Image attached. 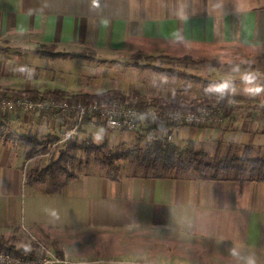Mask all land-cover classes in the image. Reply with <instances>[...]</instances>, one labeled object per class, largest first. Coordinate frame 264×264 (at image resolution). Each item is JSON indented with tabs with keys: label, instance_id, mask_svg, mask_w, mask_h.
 I'll list each match as a JSON object with an SVG mask.
<instances>
[{
	"label": "crops",
	"instance_id": "obj_1",
	"mask_svg": "<svg viewBox=\"0 0 264 264\" xmlns=\"http://www.w3.org/2000/svg\"><path fill=\"white\" fill-rule=\"evenodd\" d=\"M0 44L20 50L0 54V98L119 92L113 83L122 75L118 67L104 68L103 58L131 50L237 49L264 80L258 60L264 56V0H0ZM49 48L65 57H42ZM96 83L109 89L89 87ZM255 107H233L221 129L174 128L170 143L184 149L192 142L209 153L219 146L250 148L261 157L264 105ZM7 121L4 129L19 136H44L47 128L63 125L39 115ZM82 138L107 152L151 142L148 133L107 132L101 123L83 126ZM26 155L22 145L0 137L1 239L17 244L35 238L45 243L36 255L70 264H245L248 257L264 264V184L200 181L192 174L153 178L130 175L125 167L113 181L104 167L57 187L31 185L28 175L35 170Z\"/></svg>",
	"mask_w": 264,
	"mask_h": 264
},
{
	"label": "rangeland",
	"instance_id": "obj_2",
	"mask_svg": "<svg viewBox=\"0 0 264 264\" xmlns=\"http://www.w3.org/2000/svg\"><path fill=\"white\" fill-rule=\"evenodd\" d=\"M39 50L42 49H35V51ZM18 51L20 50H13L10 46L7 47L0 44V54L5 52L9 54V56H12L11 54L15 52V54H17ZM174 53L176 54H148L131 50L126 54L120 55L118 58L104 57L102 66L107 70L112 68L116 69V67H118L116 71L122 76L118 77L116 83H112L114 86L118 84V91L124 93L126 97L134 93H142L144 95L143 97H146V99H180L184 104L191 106L206 102V104L212 107L211 109H214L220 101H225L229 106L234 105L233 107L235 108L254 105L256 106L255 110L259 109V106L264 105V93L253 97L248 95L245 91L248 87L264 85V80L257 78L254 84H246L242 79H237L239 76L242 77L243 73L249 72L248 69L250 70L255 67L254 64L251 63L252 59L250 61H244V55L237 51V49L214 48L199 51L197 49L184 48ZM52 55L59 56V58L65 57L64 55L56 54L55 49L52 48L44 50V53L41 54V56L45 58ZM172 57L177 59L186 58L192 61V63L173 64L168 61L160 60L175 59ZM236 66H239L240 71H233ZM250 71L258 75V71ZM216 72H219L218 77L215 76ZM228 73L236 74V79L220 78L221 75L223 76ZM192 78L199 80L200 83H196L195 79L193 81ZM203 83H209L210 85H227V88L221 98L219 93L207 92V87H205ZM106 84L110 85L111 82H107ZM89 87L102 93L109 89L105 83L101 84V86L100 83H96ZM252 109L254 108L252 107ZM8 122L9 121L0 120V125L4 123L5 126L7 125L8 127ZM7 127L4 129V126H0V137L4 139L8 137L13 143H17L19 146L22 145L24 147L27 154H30L29 158L33 159L31 169L40 171L49 165L55 164L57 165V169L59 168L64 172L57 175V181H48V186L62 184L66 176L74 177L78 173H90L92 171L95 173L101 168L104 169L103 165H101L104 159L114 158L119 155L126 156L127 154L130 156V152L138 148L117 149L107 152L106 148H101V145H86L85 142L82 141L83 138L80 139L79 130L69 124L64 125V123L63 125H56L55 129L47 128L48 133L44 136H35L32 134L19 136L9 133ZM228 129L227 127L226 130ZM159 141L166 142L165 139ZM73 144L77 147V150L75 148L72 149ZM144 145L145 144L141 145V151H144ZM209 154H213V152ZM249 155L253 158L259 157L257 154L252 155L249 153ZM128 160H132L131 156ZM108 161H111V159H108ZM109 163H112L113 167L118 168V170L120 167H125L124 170H127L130 175L133 173L136 175L144 174V171L136 163L131 164L129 161L124 162L123 160L120 162H113V159L112 162ZM154 174L162 176L161 171H157V173ZM154 174L151 172L148 173V176ZM174 175L177 176L180 174L176 173ZM8 242L10 245H13L15 249L27 252L32 251L31 248L38 249L40 248L39 245L41 248L45 245L43 241L30 237L20 239L17 244L11 243V241ZM41 254L42 255L38 254L39 258L49 257V254H45L44 252Z\"/></svg>",
	"mask_w": 264,
	"mask_h": 264
},
{
	"label": "trees",
	"instance_id": "obj_3",
	"mask_svg": "<svg viewBox=\"0 0 264 264\" xmlns=\"http://www.w3.org/2000/svg\"><path fill=\"white\" fill-rule=\"evenodd\" d=\"M48 59H57L59 56H49ZM168 61L173 64H191L192 61L189 59H160ZM260 62H264V56L258 58ZM170 75V74H167ZM195 79V78H194ZM192 78V80L194 81ZM196 83H200L199 80L195 79ZM205 87H208L209 83H203ZM213 85V84H211ZM18 98L28 97L30 99H37L38 96L34 94L17 95ZM55 100L61 99L59 96H46ZM72 103L80 104H94V103H110L119 102L121 105H125L127 109H135L141 113L145 112L148 108H156L161 111L169 112H181V113H197L203 108L211 109L206 102L198 105H186L180 99H172L169 101H161L158 99H146L138 93H134L128 97L117 91H109L107 93L97 96H77L71 98ZM234 108L227 105L225 101H220L219 104L214 108L213 120L216 123L198 127L196 129H221L224 122L231 118L234 114ZM9 116H2L0 120L7 121ZM99 125L98 121H94L93 118H85L80 125L77 126L79 133L81 128L85 125L90 124ZM222 123V124H221ZM72 127H75L73 123H67ZM171 126L165 122H159L153 124L151 129L147 132L151 136V142H146L143 148L144 151L136 149L130 152L132 160L129 159V155H119L114 158H106L101 162V165L106 169V176L110 180L116 181L118 178V168L113 167L115 161H129L131 164L136 163L143 171L144 176H148V173H157L161 171L162 176L152 175L153 178H161L171 176L172 174H192L200 181L210 182H232V183H257L264 184V156L263 157H251L249 155L250 148H237V147H217L213 154L205 152L204 150L198 149L192 142L188 143L184 149H179L171 143L161 142L155 139L156 134L169 133ZM226 131V130H225ZM141 138V137H140ZM153 141V142H152ZM32 144V143H31ZM85 144H91L85 141ZM36 147V146H35ZM76 149L73 144L72 149ZM240 153V154H239ZM27 159L30 160V154L26 155ZM111 159V161H108ZM57 165L52 164L46 168L38 171H31L28 175V183L31 185H42L43 183L48 185V181H57V175L62 174ZM66 176V175H65ZM73 177L66 176L65 181H70ZM51 185V184H49ZM60 185V184H59ZM52 187H57L51 185ZM37 249V248H36ZM32 251L27 252L20 249H15L13 245L7 240L0 238V252L15 256V257H26L29 259H35L38 255Z\"/></svg>",
	"mask_w": 264,
	"mask_h": 264
},
{
	"label": "built area",
	"instance_id": "obj_4",
	"mask_svg": "<svg viewBox=\"0 0 264 264\" xmlns=\"http://www.w3.org/2000/svg\"><path fill=\"white\" fill-rule=\"evenodd\" d=\"M214 109L203 108L197 113H181L161 111L156 108H148L141 113L135 109H127L119 102L80 104L72 103L71 99H51L46 97L35 100L28 97L18 98L7 96L0 98V117L14 115H39L49 117L53 121L61 123H73L74 128L82 121L91 117L105 127L107 132H120L129 134L147 133L153 124L165 122L171 129L186 127L198 128L216 123L213 120ZM57 122V123H58ZM149 137H151L148 134ZM155 139L161 140V134H156ZM163 139L170 143L169 133H165ZM0 264H70L68 261L50 255L49 257H15L0 252Z\"/></svg>",
	"mask_w": 264,
	"mask_h": 264
},
{
	"label": "clouds",
	"instance_id": "obj_5",
	"mask_svg": "<svg viewBox=\"0 0 264 264\" xmlns=\"http://www.w3.org/2000/svg\"><path fill=\"white\" fill-rule=\"evenodd\" d=\"M21 72L25 71V67L22 66L20 68ZM29 72H31V69H28ZM233 71H240L239 66H236ZM242 80L246 83V84H254L255 81L257 80V75L252 72H245L242 74ZM227 88V85H209L206 88V91L209 93H219L221 95V98L223 97L224 91ZM246 93L250 96H257L261 93H264V85H256L255 87H248L245 89ZM45 212L48 214V216H50L53 220H57L59 219V214L57 211H55L54 209H45ZM233 255L234 256H238L239 254L236 253L235 251H233ZM245 264H256V261L253 257H248L245 260Z\"/></svg>",
	"mask_w": 264,
	"mask_h": 264
}]
</instances>
